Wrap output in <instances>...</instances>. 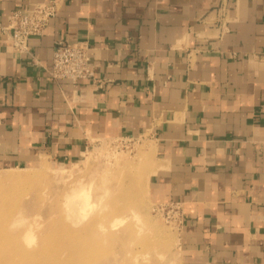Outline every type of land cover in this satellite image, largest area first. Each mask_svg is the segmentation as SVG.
<instances>
[{
    "label": "crops",
    "instance_id": "crops-1",
    "mask_svg": "<svg viewBox=\"0 0 264 264\" xmlns=\"http://www.w3.org/2000/svg\"><path fill=\"white\" fill-rule=\"evenodd\" d=\"M44 1L0 0V164L147 136L152 199L181 206V264H264V0H58L14 51L9 14ZM61 39L89 42L96 83L50 79Z\"/></svg>",
    "mask_w": 264,
    "mask_h": 264
},
{
    "label": "rangeland",
    "instance_id": "rangeland-1",
    "mask_svg": "<svg viewBox=\"0 0 264 264\" xmlns=\"http://www.w3.org/2000/svg\"><path fill=\"white\" fill-rule=\"evenodd\" d=\"M150 144L147 136L96 140L79 159L71 162L60 163L46 159L48 166H40L41 160L35 165L24 168H8L0 164V229L6 225V229L13 236H18L22 232L19 235V239L22 242L26 240L23 237V231L30 225L33 226L32 233L34 236H32L37 239V242L40 238L49 239L54 234L56 236L54 242L46 246V249H44L46 252L40 257V259H45V262H50L61 256L63 259H67L72 252V256L69 257L72 264H96L100 258H103L107 264H181L179 226L174 210L169 207H163L164 203L156 202L152 199L149 179L147 182L145 181V186H139L136 181H133L135 183L134 186L128 185L127 188L126 185L131 178L136 179L141 175L146 177L153 172L155 155L153 151L151 155L148 152L146 154V149ZM32 168L34 170H29ZM10 175H25L26 177L21 181H12L8 179ZM77 181L89 183L94 194L90 215L85 220L87 222L74 226L64 219L67 213L65 211V194ZM137 196H140L138 197L139 199H136ZM123 197L124 200L130 197L131 201L125 202L122 200ZM132 202L138 204L134 206L141 216L144 215L142 216L144 220L147 218L145 227L147 226L150 230L146 229L138 232L135 225L137 222H134L130 216L123 223L110 226L116 216H124L129 211V208L133 206ZM141 203L144 204L142 205ZM8 213L12 216L7 217ZM16 215L17 217L14 218ZM94 218H98L99 221H95ZM16 219H18L19 224ZM92 219L93 221H91ZM5 220L7 222H4ZM20 221H23L25 225L22 222L20 224ZM35 222L39 224L38 229L36 228L37 226H34ZM90 222H96V224H94L95 226L92 230L85 231L84 225H88ZM16 224L19 226L18 228H16ZM67 228L71 230L68 231ZM58 230H60L59 234ZM71 232H73L72 235L69 234ZM146 232H150V235ZM141 233L144 234L142 235ZM151 233L154 236L152 240L157 239V245L155 246L157 249L153 246H146L145 240L152 235ZM89 240L94 242L93 249L97 247L100 252L97 250L98 253L93 254L92 248L89 249L83 246ZM99 242H102L103 245L100 246ZM105 242H107L106 245L104 244ZM28 249L31 250V246ZM86 251L91 256H86ZM146 251L148 254L151 252L149 260L141 258L143 255L145 256ZM139 252L143 254L141 255ZM106 253H108L107 258L105 257ZM113 253L116 254L113 255ZM128 253L130 255H127ZM159 254L162 255L160 257L161 261H159L160 258L157 260ZM83 255L87 258L84 257V262L82 261L84 259H81ZM115 255L117 256L115 257ZM7 256V252L2 251L0 264H7Z\"/></svg>",
    "mask_w": 264,
    "mask_h": 264
},
{
    "label": "bare ground",
    "instance_id": "bare-ground-1",
    "mask_svg": "<svg viewBox=\"0 0 264 264\" xmlns=\"http://www.w3.org/2000/svg\"><path fill=\"white\" fill-rule=\"evenodd\" d=\"M149 148V149H148ZM143 149H145V148H143ZM152 151H153V145L152 144H150V145H148V147H147V149H146V154H147V152L148 153H150V155L152 154ZM142 154V153H141ZM144 155H145V153H144ZM119 163V162H118ZM129 164V163H128ZM48 166V164H47V162L43 159L42 160V163L40 164V166ZM128 166V165H127ZM43 168V167H42ZM29 170H34L33 168L32 169H29ZM49 170V169H48ZM58 170V169H57ZM134 170V169H133ZM132 170V171H133ZM149 172V171H148ZM140 174V173H139ZM130 176V175H129ZM26 176L24 175V176H20V175H10V178H8V179H10V180H12V181H21V180H23L24 178H25ZM116 177H118V176H116ZM149 177H150V175H147L146 177H145V175H141L140 177H138V178H136V179H128L129 180V183L127 184L126 183V185H127V188H128V185H132V186H134L135 185V183L133 182V181H136V183L139 185V186H145L144 185V183H145V181L147 182L148 181V179H149ZM1 179V178H0ZM123 182V181H122ZM123 186H124V184H123ZM118 187V186H117ZM126 187V186H125ZM124 188V187H123ZM120 190V189H119ZM126 193V192H125ZM93 190H92V188H91V185H89V183H85V182H83V181H77L75 184H73L72 186H71V189L70 190H68L67 191V193L65 194V205H66V207H65V211L67 212H65L66 214H65V217H64V219L66 220V221H69L70 223H71V225H74V226H79V225H82L84 222H87V221H85L86 219H88V217H89V215H90V207H91V204H92V201H93ZM142 195V194H141ZM143 196V195H142ZM138 197H140V196H137L136 197V199L138 198ZM121 198V197H120ZM139 199V198H138ZM141 199H142V197H141ZM115 200V199H114ZM122 200H124V197L122 198ZM128 200H130L131 201V198L130 197H127L124 201L126 202V201H128ZM133 200H134V198H133ZM145 201V200H144ZM114 202V201H113ZM136 202V201H135ZM135 202H132V204H133V206L132 207H130L129 208V211L127 212V213H125L124 214V216L123 215H120V217H119V215L118 216H116L113 220H112V225H110V226H114V225H117L118 223H123V221L126 219V218H128V216H130V217H132V219L134 220V222L136 221L137 223H135V225H136V227H137V229H138V232L140 231V232H142V231H144V230H146V229H149V228H147V226L145 227V224L147 223V218L144 220V217L142 218V216H144V215H142L141 216V214H139L138 213V211H137V208L134 206L135 204H137V203H135ZM138 202V201H137ZM140 202V201H139ZM122 204V203H121ZM142 205L144 204V203H141ZM141 204H139V205H141ZM138 205V204H137ZM128 206V205H127ZM113 207V206H112ZM121 207V206H120ZM22 208V207H21ZM92 208V207H91ZM20 209V208H19ZM125 209V208H124ZM106 210V209H105ZM6 213V212H5ZM12 214H13V212H12ZM17 214H18V212H17ZM115 214V213H114ZM5 215V214H4ZM3 215V216H4ZM21 216H22V214H20ZM24 215V214H23ZM54 215V214H53ZM117 215V214H116ZM146 215V214H145ZM10 216V213H8V216L7 217H9ZM12 216V215H11ZM10 216V217H11ZM18 216H19V214H18ZM100 216V215H99ZM122 216V217H121ZM147 216V215H146ZM5 217V216H4ZM17 217V215L14 217V218H16ZM20 217V216H19ZM92 217V216H91ZM1 218V217H0ZM22 218V217H21ZM100 218H102V217H100ZM5 219H7V218H5ZM14 220V219H13ZM17 220V222H18V219H16ZM20 220V219H19ZM94 220L96 221V220H98V218L96 219V218H94ZM24 221V220H23ZM23 221H20V224H21V222H22V224H24V222ZM91 221H93V219L91 220ZM99 221V220H98ZM146 221V222H145ZM149 221V220H148ZM4 222H7V220H5ZM16 222V223H17ZM108 222V221H107ZM99 223H101V222H99ZM133 223V222H132ZM7 225H8V223H6ZM12 224V223H11ZM10 224V225H11ZM18 224H19V222H18ZM94 224H96V222L94 223V222H90L88 225L86 224V225H84L85 227H84V229H85V231L87 230V231H89L90 229L92 230L93 229V227L95 226ZM103 224V223H102ZM13 225H15V224H13ZM17 225V224H16ZM25 225V224H24ZM65 225V224H64ZM104 225V224H103ZM131 225H133V224H131ZM22 226V225H21ZM34 226H37L36 228L38 229V227H39V224L37 223V222H35L34 223ZM99 226V225H98ZM11 227H12V225H11ZM14 227V226H13ZM19 226L17 225L16 226V228H18ZM32 225H30L26 230H24L23 231V237L26 239V240H24V242H22V240L20 241V234H22V232H20V234H18V236H13L10 232H9V230L8 229H6L7 228V226L6 225H4L3 226V228L2 229H0V256L2 255V251H5V252H7V254H8V256H7V258H6V260H7V264H72V262H70L71 261V259L69 258V257H71L72 256V252H71V255L69 256V257H67V259L66 258H62V256L61 257H58V258H55L54 260H52V261H50V262H45L46 260L45 259H43V258H41L40 259V257L43 255V253L44 252H46V251H44V249H46V246H48V245H50L52 242H54V238L56 237V236H54V234H53V236H51L49 239L47 238V239H44V238H40L39 240H38V242H37V239L36 238H33V231H32ZM133 227V226H132ZM149 227V226H148ZM15 228V227H14ZM111 228V227H110ZM68 229V228H67ZM100 229V228H99ZM134 229V228H133ZM60 230H61V228H60ZM60 230H58L57 232H58V234L60 233ZM71 229L69 228L68 229V231H70ZM101 230V229H100ZM105 230V229H104ZM103 230V231H104ZM150 230V229H149ZM148 230V231H149ZM153 230V229H152ZM74 231V230H73ZM155 231H157V230H155ZM155 231H153V232H155ZM77 232V231H76ZM105 232V231H104ZM72 233L73 232H71V233H69V234H71L72 235ZM84 233V232H83ZM90 233V232H89ZM119 233V232H118ZM132 233V232H131ZM146 233H150V232H146ZM156 233V232H155ZM80 234H82V233H80ZM87 234V233H86ZM85 234V235H86ZM142 235L144 234V233H141ZM152 234V233H151ZM157 234V233H156ZM33 235V236H32ZM75 235V234H74ZM78 235V234H77ZM141 235V236H142ZM150 235V234H149ZM155 235V234H154ZM146 236V235H145ZM75 237H77V236H75ZM96 237H98V236H96ZM105 237V236H104ZM154 236H153V234L150 236V237H148L145 241V243H146V246L147 247H151V246H153V247H155L156 245H157V239H154V240H152V238H153ZM105 239V238H104ZM160 240H162L161 238H159ZM106 240V239H105ZM159 240V241H160ZM20 241V242H19ZM36 241V242H35ZM86 242V241H85ZM88 242V241H87ZM35 243H37L36 245H35ZM93 240H89V242L88 243H85V244H83V246H86L87 248H92L93 249ZM100 244V246H102L103 244H102V242H99ZM106 243L107 242H105L104 244L106 245ZM145 243H143V244H145ZM154 243H156V244H154ZM159 244V243H158ZM98 245V246H99ZM29 246H31V250H29L28 249V247ZM54 246H55V244H54ZM97 247H95V249H93V250H91V251H94L93 252V254L94 253H98L97 252V250H98V248L96 249ZM100 248V247H99ZM144 248H146V247H144ZM156 248V247H155ZM9 249H10V251H9ZM57 249V248H56ZM89 249H88V252H89ZM147 249V248H146ZM149 249V248H148ZM157 249V248H156ZM95 250H96V252H95ZM144 250V249H143ZM142 250V251H143ZM99 251V250H98ZM104 251V250H103ZM114 251V250H113ZM149 251V250H148ZM153 251V250H152ZM157 251V250H156ZM100 252V251H99ZM57 253V252H56ZM85 253H87V251L85 252ZM104 253H105V251H104ZM130 253V252H129ZM127 254V255H130V254ZM140 253V252H139ZM151 253V252H150ZM150 253L148 254L147 253V251H146V254H145V256L143 255L141 258H143L144 260H149L150 259ZM46 254V253H45ZM82 254V253H81ZM83 254H84V252H83ZM107 255L105 256L106 258L108 257V253H106ZM114 254H116V253H113V255ZM137 254H138V251H137ZM141 254V253H140ZM139 254V255H140ZM143 254V253H142ZM141 254V255H142ZM85 255V254H84ZM83 255V258H81V259H84V260H82L83 262L85 261V256ZM118 255V254H117ZM117 255H115V257L117 256ZM136 255V254H135ZM152 255V254H151ZM164 255V254H163ZM86 256H91V255H89V253H87L86 254ZM137 256V255H136ZM162 255H158L157 256V260L161 257ZM48 257V256H47ZM50 257V256H49ZM55 257V256H54ZM85 257V258H84ZM132 257V256H131ZM139 257V256H138ZM39 258V259H38ZM140 258V259H141ZM87 259V258H86ZM138 259V258H137ZM165 259V258H164ZM142 260V259H141ZM140 260V261H141ZM152 260H153V258H152ZM143 261V260H142ZM159 261H161V258H160V260ZM158 261V262H159ZM164 261V260H163ZM79 262H81V261H79ZM135 262V261H134ZM137 262V261H136ZM144 262V261H143ZM157 263V262H156ZM165 263V262H164ZM96 264H107L105 261H104V259L103 258H100V260H99V262L98 263H96ZM155 264V263H154ZM157 264H159V263H157Z\"/></svg>",
    "mask_w": 264,
    "mask_h": 264
},
{
    "label": "built area",
    "instance_id": "built-area-1",
    "mask_svg": "<svg viewBox=\"0 0 264 264\" xmlns=\"http://www.w3.org/2000/svg\"><path fill=\"white\" fill-rule=\"evenodd\" d=\"M60 8L58 0H47L34 4L27 13L21 10L12 11L8 16V24L1 29L10 38L14 51L20 54L30 53L29 40L44 34L50 21L58 15ZM90 48L88 41L56 40L52 64L47 70L50 79L57 82L70 80L73 83L92 80L96 83L95 70L91 65ZM99 85L101 86L102 82ZM162 206L174 210L178 226H180L181 206L175 202Z\"/></svg>",
    "mask_w": 264,
    "mask_h": 264
}]
</instances>
